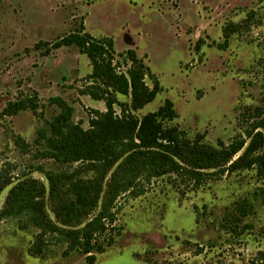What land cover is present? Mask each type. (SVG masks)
Instances as JSON below:
<instances>
[{
	"label": "rangeland",
	"instance_id": "374dc122",
	"mask_svg": "<svg viewBox=\"0 0 264 264\" xmlns=\"http://www.w3.org/2000/svg\"><path fill=\"white\" fill-rule=\"evenodd\" d=\"M229 23L242 26L221 50L216 44ZM82 25L95 38L113 39L117 53L135 50L157 76L161 91L140 116L171 100L179 115L174 123L191 137L204 133L216 145L244 134L240 116L264 93V1L0 0V171L15 182L32 178L48 188L49 175L80 167L82 177L93 175L81 163L43 159L37 142L61 113L53 99L74 108L72 121L85 129L94 111H106L83 94L92 71L88 58L74 47L53 48ZM24 99L37 103L36 112L3 115L10 102ZM263 186L255 170L217 172L199 190L176 176L153 179L142 196L118 200L120 233L97 264H264V206L257 196ZM10 188L1 193L0 211ZM247 199L253 212L237 222L236 208ZM46 206L55 221L48 198ZM39 234L20 229L14 219L1 221L0 264H85L79 253L65 255L64 244L32 255Z\"/></svg>",
	"mask_w": 264,
	"mask_h": 264
},
{
	"label": "trees",
	"instance_id": "16d2710c",
	"mask_svg": "<svg viewBox=\"0 0 264 264\" xmlns=\"http://www.w3.org/2000/svg\"><path fill=\"white\" fill-rule=\"evenodd\" d=\"M241 26L225 25L223 43L213 44L228 49ZM203 43L200 39L197 48ZM62 47H74L88 58L92 71L83 94L103 102L106 111H94L85 129L72 121L74 108L56 98L53 103L61 113L38 133V153L43 159L65 165L81 163L93 173L90 178L82 177V167L73 174L53 173L47 188L32 178L15 182L0 171V196L11 187L0 222L14 219L22 230L33 227L40 231L32 255L43 257L48 247L58 243L66 246L65 255L76 252L85 257V264H97V255L113 246L114 233H120L115 227L118 200L127 195L142 196L153 179L176 176L191 190L201 189L217 172L255 170L264 180V93L257 106L247 107L240 116L247 124L244 134L229 144L218 141L211 145L204 133L191 137L174 123L179 115L171 100L154 113L138 114L156 99L161 86L145 58L135 50L117 53L113 39L95 38L83 25L53 46ZM119 96L128 100L123 102ZM27 109L36 112L38 105L31 99L10 102L3 115L14 116ZM17 144L24 146L21 138ZM257 196L264 206V186ZM47 198L55 221L47 211ZM236 212L235 220L242 222L253 212L252 202L245 200Z\"/></svg>",
	"mask_w": 264,
	"mask_h": 264
}]
</instances>
